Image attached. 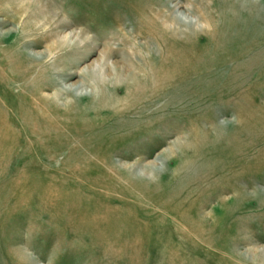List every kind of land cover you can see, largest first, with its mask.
<instances>
[{"label": "rangeland", "instance_id": "obj_1", "mask_svg": "<svg viewBox=\"0 0 264 264\" xmlns=\"http://www.w3.org/2000/svg\"><path fill=\"white\" fill-rule=\"evenodd\" d=\"M36 2L55 7L61 22L77 23L59 38L73 45L70 31H83L97 46L79 66L82 77L72 80L79 86L84 76L75 91L92 92L80 107H92L95 93L107 96L119 86L112 62L130 58L142 75L140 61L130 56V48L142 43L129 36L135 3L156 14L170 52L200 58L195 64L186 57L187 65L202 57L219 62H207L187 84L174 86L171 106L164 99L155 105L154 136L143 129L137 141L105 152L114 167L59 166L58 159L71 154L66 149L56 153L54 166H0V264H264V0ZM110 15L117 24L106 22ZM22 21L0 27V33L11 32L8 43ZM241 32L247 35L242 41ZM123 37L126 49L106 61L109 73L95 72L103 62L99 44L115 49ZM115 97L107 100L109 109L128 101Z\"/></svg>", "mask_w": 264, "mask_h": 264}, {"label": "bare ground", "instance_id": "obj_2", "mask_svg": "<svg viewBox=\"0 0 264 264\" xmlns=\"http://www.w3.org/2000/svg\"><path fill=\"white\" fill-rule=\"evenodd\" d=\"M3 1L5 0H0ZM36 1L8 0L9 6H0V27L18 24L23 18L20 33L13 42L6 41L11 32L0 33V166L53 165L56 153L66 149L71 154L67 159H58L59 166L114 167L115 163L106 157L105 152L119 149L127 140L137 141L143 129L149 131L151 137L154 136V120L158 111L155 105L164 99L171 106L174 86L187 84L186 78L204 70L207 62L218 65L217 59L208 60L205 57L201 58L198 65H187V62H191L188 60H192V55L186 51L170 52V46L167 47L168 43L165 42L166 29H159L161 25L155 18L156 14L153 15V10L147 5L135 3L131 8L132 30L129 36L132 35L133 41L142 43L130 48V56L140 61L138 68L143 69L142 75L135 72L137 66L130 58L112 62L114 79L120 83L119 86L107 96L102 91L95 93L97 99L92 107H80V100L91 99L92 92L75 91L81 90L85 84L84 76L79 86H75L77 83L72 80L82 77L78 72L79 66L86 61L88 53L96 52L97 46L84 37L83 31H70L75 38L73 45H69L66 39L59 38L65 27L77 23L72 25L61 22L57 18L55 7ZM95 10L92 8L85 13ZM116 19H112L110 15L106 22L117 24ZM111 28L105 29V35L98 41L107 38L111 34ZM221 33L219 31L222 37ZM238 35L242 38L240 41L247 36L242 32ZM228 38L230 41L236 39L229 34ZM126 39H116L119 43L115 49L105 43L99 44L103 47L100 52L103 62L95 72H108L106 61L119 50L126 49ZM237 42L238 39L235 43ZM215 46L219 47L218 44ZM39 47L42 51L29 53ZM212 50L218 49L213 47ZM233 52L240 54L235 50ZM205 54L203 53L204 56ZM209 55L211 54H206ZM49 57L51 61L48 63L45 60ZM186 57L189 59L186 60ZM199 59L194 56L192 61L196 64ZM93 72L90 78L95 86H99L101 82ZM43 92L51 95L44 96ZM120 94L127 97V103L118 105L121 109H109L107 100ZM69 96L72 100L61 104ZM141 119L148 121L144 127L138 124ZM72 143L79 148L71 151L69 146ZM131 151L139 154L140 148L132 146ZM35 155L39 157H34ZM45 157L48 158L45 160ZM131 157H123V165Z\"/></svg>", "mask_w": 264, "mask_h": 264}]
</instances>
